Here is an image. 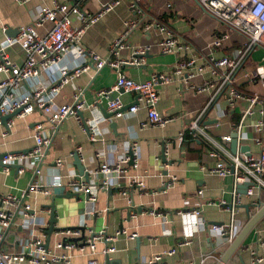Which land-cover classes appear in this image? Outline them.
Masks as SVG:
<instances>
[{
	"label": "crops",
	"instance_id": "crops-1",
	"mask_svg": "<svg viewBox=\"0 0 264 264\" xmlns=\"http://www.w3.org/2000/svg\"><path fill=\"white\" fill-rule=\"evenodd\" d=\"M109 1L83 0L81 8L86 12H95ZM54 2L71 3L72 0H0V40L14 36L19 27L32 22L37 7L51 6ZM134 2L141 12L130 9V4ZM70 16L76 25V15ZM133 20L137 25L125 39L124 47L117 55L111 54V43L125 28V23ZM150 20L166 25L185 48L174 53H162L158 47L161 39L158 30L153 27L143 29V25ZM5 26L11 30L10 34H6L7 29L3 30ZM49 28L50 23L46 22L37 31L44 34ZM215 36L221 39L218 46L211 45ZM80 44L84 49L112 60L129 59L135 48L148 46V51L137 57L139 64L121 66L127 77L138 82L149 79L155 73L170 72L179 60L185 58H193L195 65L203 69L192 68L180 78L157 86L156 111L173 118L162 127L142 126L147 120L146 112L142 106L134 112L128 111L134 95L126 92L118 93L125 106L118 116L107 110L105 99L101 100L98 108L89 107L80 111L79 116L88 118V128L95 132L94 141L89 139L87 128L74 116L64 119L55 129L45 122L40 110L25 118L12 117L10 134L0 136V153L28 150L33 144V125L37 122L43 124L42 133L52 140V145L44 148L45 156L16 159L8 166V171L0 167V194H19L30 183L60 177L62 184L56 187L58 190L52 189L47 196L31 195L28 203L35 210L53 204L55 224L51 233L47 234L46 244L56 254L65 253L72 264H84L90 257L89 250L80 253L76 248L65 251L55 249L56 241L60 240L54 232L58 228H105L108 233L125 230L136 234L132 239L120 234L114 243V252L107 256L100 252L102 245L99 244L93 256L103 264H132L172 248L175 253L163 255L161 264H216L230 243L219 232L212 230L211 225L227 223L231 216V211L222 207L219 201H231L233 176H219L209 169L217 163L230 165L231 156L240 155L242 148L256 155L264 146V142L260 141L264 128L258 132L255 127L264 119L261 114L264 105L252 104L249 100V96L254 95L264 99V79L255 74L257 70L264 73V44L252 47L242 57L234 72V85L245 96L235 99L232 104L227 100L224 86L218 89L219 85L215 84L201 91L197 87L212 79L206 62L222 56L240 57L246 46L245 39L206 13L196 0H119L110 11L85 29ZM5 53L19 65L24 61V52L17 43L7 46ZM86 62H89L87 55H79L77 49L71 46L38 76L25 79L17 92L31 91L37 85L49 87L58 81L61 70H72ZM4 76L0 73V79ZM115 79L116 72L112 67L106 66L100 71L90 67L64 85L53 97V102L57 106L70 104L73 96L81 90V98L87 104L93 103L97 91L108 88ZM246 110L251 113L245 115ZM202 111L198 125L204 127L205 135L189 133L190 122ZM237 124L241 125L238 135L232 133ZM3 128L1 123L0 133ZM233 134L236 137L234 152L233 139L229 142L221 139ZM207 138L216 141L226 153L218 150L217 157L211 156L209 151L215 147ZM121 143H135L136 158L126 164L123 177L108 176L103 188L104 178L95 169L104 160L106 150ZM79 146L81 150L76 152ZM75 153L79 155L85 175L80 174L74 164ZM56 158L62 159V167L54 163ZM21 166L23 172L18 173L17 169ZM35 168L39 169L36 175ZM73 175L85 182L88 194L95 198L93 201L88 200L85 194L70 192L65 186ZM131 182L133 185L130 186ZM137 182H141L142 186L138 187ZM122 188L127 189L126 196L120 194ZM198 190L201 194L197 193ZM240 199L241 203L233 214L236 234L249 216L264 204V189L254 188L250 194H242ZM193 208L200 209L202 224H195L194 217L186 213ZM150 210L160 212L162 217L158 213H150ZM182 238L189 243L179 246L177 243ZM259 238L264 239V217L226 264L248 263L250 253L247 247L250 246H254L262 258L261 264H264V245L256 243Z\"/></svg>",
	"mask_w": 264,
	"mask_h": 264
},
{
	"label": "built area",
	"instance_id": "built-area-1",
	"mask_svg": "<svg viewBox=\"0 0 264 264\" xmlns=\"http://www.w3.org/2000/svg\"><path fill=\"white\" fill-rule=\"evenodd\" d=\"M196 1L206 13L215 17L221 24L237 32L245 39L246 46L240 57L231 58L222 56L216 59L211 58L208 63L206 62V68L213 75L212 79L197 87V90L201 91L215 84L219 85L218 89L224 86L227 100L232 104L235 99L245 96L234 85V72L238 68L242 57L252 47L264 44V0ZM82 2L83 0H72L71 3L54 2L51 6L37 7L32 22L19 27L14 36H7L4 40H0V73L5 75L4 78L0 79V116L17 111L13 117L25 118L32 112L40 110L45 122L52 129H55L67 117L74 116L80 124L87 128L89 139L94 141L96 139L95 132L93 129L88 128V118L79 116L80 111L89 107L98 108L101 100L105 99L107 101V110L115 112L114 116H118L125 107L119 94L120 92H126L134 95V101L128 106V111L134 112L139 106H142L146 112L147 120L142 123V126H164L173 118L162 116L156 111V103L158 101L157 86L159 84H168L176 77L180 78L187 70L195 68L201 71L203 67L196 66L193 58H185L179 60L170 72L152 74L149 79L142 82L127 77L121 70V66L139 64L140 61L137 57L144 55L148 51V46L135 48L133 56L126 60L102 58L96 53L84 49L80 41L85 29L97 22L104 13L110 11L119 3V0H110L95 12L82 10ZM129 7L137 12L142 11L135 2L131 3ZM71 14L76 15V25L73 24ZM46 22L50 23V28L44 34L39 33L37 31L38 28ZM136 25V20L125 23V28L111 43V54H118V51L125 45V39L135 29ZM152 27L156 28L161 34L158 47L162 53H174L185 48L171 30L157 20L147 21L143 25L144 30ZM6 29V26L3 27L4 31ZM15 43L19 44L24 52V61L21 65L12 62L5 53V48ZM220 43V37L215 36L211 45L218 46ZM71 46L77 49L79 55H87L89 62L72 70H61L58 81L49 87L37 85L31 91L17 92V88L25 79L38 76L41 70L59 60L62 54ZM106 66L112 67L115 70L116 79L108 88H102L97 91L96 99L93 103L87 104L81 98L82 92L80 90L73 96V102L70 104L59 106L54 104L53 97L71 79L78 77L90 67L94 68L95 71H100ZM255 74L259 75L262 80L264 79V73L261 70L255 71ZM245 76H248V73H245ZM211 98L213 99V97ZM249 100L252 104L260 103L264 105L262 97L260 98L256 95L249 96ZM203 111L190 122L187 129L189 133L205 135L203 131L204 127L198 125ZM250 113V110L245 111V115ZM261 114L264 115V112L261 111ZM12 124L13 118L11 117L4 123V128L0 133L1 137H7L10 134ZM255 127L258 132H261L264 128V119L257 122ZM240 128V124L235 125L232 133L238 135ZM42 130V123L37 122L33 125V144L28 150L24 152H1L0 167L2 170L8 171V166L16 159L25 160L45 156L43 150L44 148H50L52 140L44 135ZM221 139L224 142H229L232 136L225 135ZM207 140L215 147V149L209 151L211 156L217 157L219 154L218 150L226 153L225 149L217 144L216 141L211 138H207ZM260 141L264 142V136H261ZM135 145V143H121L113 149L106 150L104 160L95 169V172L101 174L104 178L101 185L103 188L106 186V178L108 176H124L126 164L136 158ZM80 150V146L75 149L76 152ZM231 160L232 163L230 165L217 163L216 166L209 169L219 176H233L231 201L229 203H226L224 200L219 201L222 207L231 211V216L227 223L211 225V229L219 232L229 243L236 236L233 214L235 208L241 203L240 198L242 193L239 191V187L246 185L245 195L250 194L254 188L264 189V146L256 155L244 149L240 155L235 154L231 156ZM54 163L59 167L63 166L61 158H56ZM17 172L22 173L23 167H19ZM38 173L39 169L35 168L34 174ZM61 184L60 177H51L46 181L30 183L19 194H0V264H56L60 262L72 264L65 253L56 254L46 244L47 229L50 225V207L46 205L40 210H35L28 203L31 195L43 194L47 196L51 194L52 189L59 187ZM135 184L138 187L142 186L141 182ZM131 185H133L132 182L130 183ZM65 186L72 193L85 194L88 200L93 201L95 199L93 195L88 194L89 191L85 182L76 175L70 176ZM197 193L201 194V190H198ZM120 194L126 196L127 189L122 188ZM149 212L153 214L158 213L162 217L160 212H155L154 210H150ZM186 213L194 217L197 222L195 224H202L200 209L193 208L187 210ZM54 232L60 237V240H57L54 245L55 249L65 251L76 248L80 253L85 249L89 250L90 257L84 264H103L93 256L99 244L102 245L100 252L107 256L114 252V243L120 234H125L128 239H132L136 235L134 233H127L125 230L108 233L105 228L98 230L93 228H58ZM187 243L189 241L182 238L177 244L182 246ZM256 243L264 245V239L259 238ZM247 249L250 253V260L248 263L242 264H261L262 258L257 254L254 246L247 247ZM174 253L175 249L172 248L163 254H154L148 260L132 264H161L163 255H172Z\"/></svg>",
	"mask_w": 264,
	"mask_h": 264
},
{
	"label": "water",
	"instance_id": "water-1",
	"mask_svg": "<svg viewBox=\"0 0 264 264\" xmlns=\"http://www.w3.org/2000/svg\"><path fill=\"white\" fill-rule=\"evenodd\" d=\"M197 2V1H196ZM197 4H199L197 2ZM10 29L8 28L6 30V34H10ZM15 31V30H13ZM17 112V111H16ZM16 112H13L11 114L8 115H4V116H0L1 122L2 124H4L9 118L13 117L15 115ZM111 114H114L115 112H110ZM80 114V113H79ZM235 136L233 134L232 136V151L234 152L236 149V140H235ZM243 150L245 148H242ZM74 164L77 167L78 171L80 174L85 175V170H84V166L81 163V160L79 158V155L77 153H75L74 155ZM239 191L244 194L245 193V188L246 185L239 187ZM57 188L54 189V191ZM58 190V189H57ZM249 206V205H248ZM50 216H49V222L50 225L47 229V234L49 235L51 233V231L53 230V226L55 224V213H54V208H53V204H51L50 206ZM248 208V207H247ZM264 217V204H262L259 209L252 214L251 216H249L247 222L244 224V226L241 228V230L236 234V236L234 237L233 241L229 244L228 248L225 250V252L221 255V257L219 258V261L216 262V264H226V262L229 260L230 256L239 248V246L242 244L243 240L247 237V235L250 233V231L252 230V228Z\"/></svg>",
	"mask_w": 264,
	"mask_h": 264
}]
</instances>
